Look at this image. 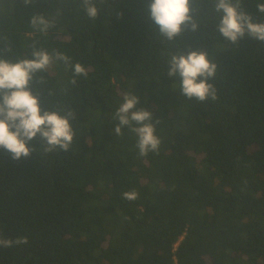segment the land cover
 Wrapping results in <instances>:
<instances>
[{"label":"trees","instance_id":"1","mask_svg":"<svg viewBox=\"0 0 264 264\" xmlns=\"http://www.w3.org/2000/svg\"><path fill=\"white\" fill-rule=\"evenodd\" d=\"M92 2L94 18L84 0H0V58L46 50L29 87L43 110L72 113L75 133L67 152L39 136L27 158L0 149V238L27 237L0 247V264H264V42L226 39L216 0H189L192 20L171 40L151 0ZM231 2L264 22L262 0ZM193 50L217 65L215 100L187 99L168 75ZM129 94L161 140L146 156L129 127L115 133Z\"/></svg>","mask_w":264,"mask_h":264},{"label":"clouds","instance_id":"2","mask_svg":"<svg viewBox=\"0 0 264 264\" xmlns=\"http://www.w3.org/2000/svg\"><path fill=\"white\" fill-rule=\"evenodd\" d=\"M84 3L89 18L96 17L98 9L92 0H84ZM215 7L223 13L218 30L226 39L236 43L247 32L253 39L264 42V22H254L249 13L239 10L238 3L216 0ZM257 11L264 13V0L257 4ZM189 13V0H151L149 5L151 21L169 40L179 35L182 25L187 26L192 20ZM32 24L47 27L48 21L42 15H34ZM191 27L195 30L197 25L193 23ZM59 58L68 59L63 54ZM51 60L50 54L43 49L33 51L32 58L15 62L0 58V149L8 152L13 160L30 157L29 142L37 136L46 142L45 151L59 148L67 152L74 143L75 133L70 123L72 113L61 115L43 110L29 87L33 74L45 70ZM169 64L168 75L179 77L180 91L187 99L202 102L217 98L216 90L209 82L216 75L217 65L205 52L193 50L186 55H173ZM74 72L79 76L86 74V69L77 63ZM138 105V96H124L113 115V119L118 120L115 133L120 135L125 126L129 127L136 134L139 155L146 156L150 151H158L161 140L152 123V112ZM123 196L135 200L137 193L127 191ZM14 243H27V237L15 241L0 238V247H11Z\"/></svg>","mask_w":264,"mask_h":264}]
</instances>
